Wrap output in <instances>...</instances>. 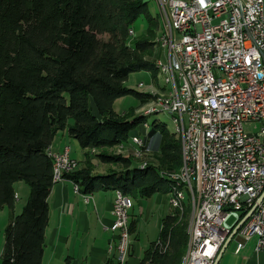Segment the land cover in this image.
Segmentation results:
<instances>
[{
    "label": "trees",
    "instance_id": "1",
    "mask_svg": "<svg viewBox=\"0 0 264 264\" xmlns=\"http://www.w3.org/2000/svg\"><path fill=\"white\" fill-rule=\"evenodd\" d=\"M141 18L147 30L131 42ZM159 30L147 0H0V209L14 211L16 183L29 188L21 213L5 229L1 264H42L56 184L49 152L60 132L85 151L83 167L64 177L84 196L110 190L149 199L172 192L170 177L182 166L179 139L158 114L115 111L125 97L155 98L126 83L134 73L156 76ZM133 138L143 141L146 154L156 141L157 165L109 153L136 147ZM93 160L107 169L97 173ZM186 216L173 210L161 221L140 264H182Z\"/></svg>",
    "mask_w": 264,
    "mask_h": 264
},
{
    "label": "built area",
    "instance_id": "2",
    "mask_svg": "<svg viewBox=\"0 0 264 264\" xmlns=\"http://www.w3.org/2000/svg\"><path fill=\"white\" fill-rule=\"evenodd\" d=\"M158 2L162 20L174 16V24L165 23L169 40L177 39L182 51V58H174L169 41L164 43L170 62L163 65L169 77L170 72L179 75V85H172L178 103L159 97V104L171 110L172 118L187 121L193 144L194 160H186L182 178L189 191H197L190 264H215L238 226L235 253L256 239L255 254H264V0ZM135 146L140 149L143 141L135 138ZM56 155L63 182L77 162L69 148ZM191 173H198V180H191ZM130 208L129 197L115 196L112 230L118 262H126L131 248L129 242L127 255H120L119 233L129 237Z\"/></svg>",
    "mask_w": 264,
    "mask_h": 264
},
{
    "label": "crops",
    "instance_id": "3",
    "mask_svg": "<svg viewBox=\"0 0 264 264\" xmlns=\"http://www.w3.org/2000/svg\"><path fill=\"white\" fill-rule=\"evenodd\" d=\"M156 3L157 1L154 0ZM158 4V3H157ZM67 131L60 132L54 139L50 152L54 155L63 153L69 148V156L77 162V168H82L85 161V151L78 150ZM74 141V140H73ZM153 153L157 150L156 141L152 143ZM73 155H83L79 161ZM97 166V173L100 166L96 160L92 161ZM76 168V169H77ZM15 192L20 200L19 191H24L27 197L29 191L18 185ZM76 186L70 181L56 182L48 198L49 222L45 234V249L42 264H118L115 239L113 232V202L116 196L115 191H101L90 196H84L76 190ZM86 198L89 201L86 202ZM27 199V198H26ZM131 208L129 210V223L133 226L130 236L131 248L125 264H140L145 251L151 243L157 241L161 221L173 213L169 204V195L155 194L149 199H142L138 195L130 198ZM135 205L137 208H135ZM159 212L158 236L144 246L139 242L138 223L141 219L149 218L151 214ZM238 240V239H237ZM256 239L245 243L244 248L235 256L251 249L253 256L250 261L245 258L246 264H264V255L255 254ZM230 245V244H229ZM229 246L227 247V249ZM225 250L219 264L224 258ZM236 249V248H235ZM112 262V263H111Z\"/></svg>",
    "mask_w": 264,
    "mask_h": 264
},
{
    "label": "rangeland",
    "instance_id": "4",
    "mask_svg": "<svg viewBox=\"0 0 264 264\" xmlns=\"http://www.w3.org/2000/svg\"><path fill=\"white\" fill-rule=\"evenodd\" d=\"M148 1V9L151 15L155 18L158 19L159 21V31H158V36L155 40L157 43V40L162 37L164 33V28H163V20L162 16L160 14V10L158 7V4L154 0H147ZM147 30V24L146 22L141 18L137 20V22L133 26V30L131 31V42L138 39L139 37L143 36ZM158 46V59L161 60L162 62H165V51L162 47H160L159 43H157ZM157 59V60H158ZM161 73L157 71V74L155 77L152 76L151 73H146V72H139V73H134L131 74L129 77V80L126 83V86L130 89H133L137 92H148L151 94V92L159 91L160 89L164 88L166 89V84L164 80V76ZM143 84L142 87H139L140 84ZM152 101L150 102H137L133 97H125L123 99L118 100L115 103V111L119 115H124L129 112H133L135 115H142V116H150V115H145L146 111L152 106ZM160 123L164 124L171 132L175 133L176 132V126L174 123L173 118L171 115L165 112H160L158 113L156 117ZM73 121L71 120L70 124H72ZM258 127L260 126L259 124L257 125ZM253 127L252 126H245V129L251 130ZM72 141V144L76 145L78 147V150L81 152V148L79 144L76 141ZM109 153L113 154H123V155H130L134 157V160L139 162L140 164H145V163H152L157 165L158 160L160 156L158 154H153V153H142V150L133 146H128L127 148H116L113 150H110ZM76 154L73 152L71 155ZM77 160L81 161L83 160V155L79 154L75 157ZM97 163V162H96ZM106 167L100 166L99 170L104 171L106 170ZM175 174V173H174ZM18 185H22L26 190L29 191V188L24 184V183H16L15 187L18 188ZM24 191H19L20 195V200H17L14 206V211L12 212L8 208L0 209V264H1V258H2V253L4 249V243H5V237H4V232L6 227L8 226L10 219L12 218L13 214L14 215H19L22 211L23 206L25 205L26 198H28L24 195ZM172 198V195L169 194V204L170 200ZM171 206V205H170ZM187 206V203L185 202V205ZM135 208L137 206L135 205ZM172 208V207H171ZM187 211V216H186V221L188 223V227L190 226L191 223V217H192V210L189 213V208L186 207L185 209ZM159 212L158 213H153L150 215L149 218L141 219L139 221L138 225V235H139V242L143 244L144 246H148L149 242L151 240H155L158 236V229H159ZM234 219H230L228 221L229 225L233 224ZM240 241V239H235L233 240L229 248L226 251V254L224 258L222 259L220 264H246L245 258L248 259L247 261H250L252 256H253V251L251 249H248L240 256H235L234 250L237 247V243Z\"/></svg>",
    "mask_w": 264,
    "mask_h": 264
},
{
    "label": "bare ground",
    "instance_id": "5",
    "mask_svg": "<svg viewBox=\"0 0 264 264\" xmlns=\"http://www.w3.org/2000/svg\"><path fill=\"white\" fill-rule=\"evenodd\" d=\"M158 7L160 10V14L162 15V4L158 2ZM167 24H174V16L173 15H165V20H163V28L164 33L157 43H159L160 47H162L165 51V62L161 60H156L155 66L159 73L164 76L166 89L162 88L159 91L151 92L155 98L153 99L152 106L146 111L145 115H153L158 114L160 112H165L171 115V110L167 108H163L162 104H159V97L162 100H171V103H178V94L176 89L172 87V85H179V75L178 72H170L168 68L163 65V63L170 62V55L169 51L166 47H164V43H168L169 41V49L174 52V58H182V51L179 50V45H177V39H170L169 40V33L166 26ZM260 41L261 43V50L264 52V32H260ZM162 76V77H163ZM176 132L174 133L176 138L179 139L181 145V162L182 166L178 173L171 175L172 180V198L170 200V205L172 208L178 211H184L187 208L191 209L192 212V219L190 226L188 227V247L185 257L182 259V264H190L191 260V252H192V245L193 242H196V212H197V191H189L186 187L185 181L182 179L186 173V160H194V150L193 144L189 135V127L187 125V121L182 119L181 117H174L173 118ZM132 143L135 145V138H133ZM68 151V148L65 150ZM50 153V157L53 161V170H54V181L60 182L62 181L61 176V165L58 164L57 155ZM77 168V163L75 166L69 168L68 173L74 171ZM191 180H198V173H191ZM122 193L117 191L116 195H121ZM187 203V206L185 205ZM190 211V210H189ZM119 240H120V255H127L128 253V246L130 241V233L129 237L127 233H119ZM264 255V254H262ZM126 262H119V264H125Z\"/></svg>",
    "mask_w": 264,
    "mask_h": 264
},
{
    "label": "water",
    "instance_id": "6",
    "mask_svg": "<svg viewBox=\"0 0 264 264\" xmlns=\"http://www.w3.org/2000/svg\"><path fill=\"white\" fill-rule=\"evenodd\" d=\"M261 199H262V198H261ZM261 199H260V201H261ZM260 201H259V202H260ZM239 227H240V226H238V227L234 230V232H233L232 235L229 237V239L227 240V242H226V244L224 245V247L221 249L220 253H219L218 256H217V259H216V261H215V264H219V262H220V260H221V258H222V256H223L225 250L227 249V247L229 246V244H230L231 241L233 240V238H234V236L236 235V233H237Z\"/></svg>",
    "mask_w": 264,
    "mask_h": 264
}]
</instances>
